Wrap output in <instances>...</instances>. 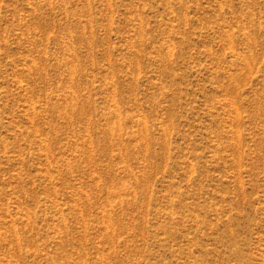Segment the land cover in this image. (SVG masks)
<instances>
[{
    "label": "rangeland",
    "instance_id": "374dc122",
    "mask_svg": "<svg viewBox=\"0 0 264 264\" xmlns=\"http://www.w3.org/2000/svg\"><path fill=\"white\" fill-rule=\"evenodd\" d=\"M0 264H264V0H0Z\"/></svg>",
    "mask_w": 264,
    "mask_h": 264
}]
</instances>
